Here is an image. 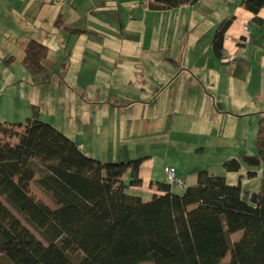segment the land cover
Masks as SVG:
<instances>
[{
    "label": "trees",
    "instance_id": "1",
    "mask_svg": "<svg viewBox=\"0 0 264 264\" xmlns=\"http://www.w3.org/2000/svg\"><path fill=\"white\" fill-rule=\"evenodd\" d=\"M154 1L152 8H173L196 0ZM241 3L254 13L264 6V0ZM230 20L221 19L212 36L218 57ZM47 49L27 40L22 63L31 74L45 70ZM6 124L22 126L0 121V264H264V112L257 117L256 152L244 155L248 165L261 168L259 188L249 199L242 196L239 176L232 184L205 168L180 192L157 182L162 192L143 199L125 190L140 183V158L98 159L38 118H28L22 131ZM222 165L237 171L241 163L231 157ZM31 180L50 195L54 208L29 193ZM12 209L26 215L40 239L3 221Z\"/></svg>",
    "mask_w": 264,
    "mask_h": 264
},
{
    "label": "crops",
    "instance_id": "2",
    "mask_svg": "<svg viewBox=\"0 0 264 264\" xmlns=\"http://www.w3.org/2000/svg\"><path fill=\"white\" fill-rule=\"evenodd\" d=\"M153 2L155 1L141 0L138 4L144 12L160 18V27L163 30L161 35H156L160 38V45L157 43L156 36L148 35L141 38L139 43L144 47L137 51L122 48L108 50L114 63L111 70H106L109 76L107 80L103 79V92H99V84L96 85L94 79H92L93 88L85 86L77 89L72 86L75 89L74 101L77 105L75 118L69 113L63 119L61 129L56 126L72 138L82 151L98 159L116 160L102 158L107 157V153H116L118 142L114 143L115 136L128 133L131 128H135V131L147 132L146 129L151 122L154 121L155 124L162 122L164 125V118L169 115L170 125L191 120L200 126V132H202L209 120L217 116L219 111L229 109V105L235 107L234 113L237 115L247 109L248 111L258 109L259 113L264 112V6L254 13L245 8L241 0H196L194 3L173 8H152L149 4ZM29 6V0H0V13L2 9H7L9 11L7 16L14 17L18 21L19 8L26 9ZM254 17L259 20L255 21ZM223 18L231 20L223 34L222 55L218 57L213 52L211 40L219 21ZM104 19L106 21L95 18L92 22H86V27L90 30H98L96 33L108 41H117V34L114 32L115 27H120L119 18ZM166 19L168 20L163 24L162 21ZM244 20L248 22L249 29L247 39L241 41ZM41 22L42 20L39 25ZM144 23L146 24V21ZM172 23H174L173 29L180 24L184 27L182 30L184 38L181 40L182 46L179 49H172L171 45H163L164 26ZM15 25L17 26V23L9 24V20L0 18V26L6 28L0 32V121L5 123L11 122L8 116L17 115L20 109L15 108L16 103L13 99L8 110L13 113H8L2 108L3 105L10 103L3 100V91L19 84L20 80L32 81V77L18 79L13 75L9 70L10 68L14 70L11 62L19 57V62L22 63L24 47L30 38L45 43L48 52L51 45L47 40L40 38V32L31 29L32 24L26 23L21 30L15 28ZM47 29H49L47 33H53L55 45H60L59 37L65 38L70 35L66 30L61 31L51 25ZM105 30L109 31V34H105ZM55 34L57 36H54ZM13 43L16 46L10 47ZM201 52L207 57L205 65L199 62L198 57ZM43 63L45 65L44 60ZM19 66L15 72H22L20 75H25V69ZM48 71L56 72L52 68ZM59 73L62 76L57 79L66 82L67 71L65 74L60 71ZM233 74H238L237 80ZM236 82L243 88L242 94L238 96L234 93ZM47 83H50V80ZM78 85L83 87L82 83ZM228 89H231V95L228 94ZM21 115L27 119L34 117L31 111L23 112ZM52 123L55 125V122ZM163 144L166 150L168 144ZM200 147L203 149L205 146ZM157 153H160V149ZM157 153L138 152L126 158H119V160L140 158L138 167L140 183L128 185L126 192L137 194L143 199H149L153 193H161L162 190L156 183L166 182L165 165H173L176 174L185 179V185L196 182L197 171L201 168L196 172L191 169L188 173L176 164L166 162V157L162 160L153 156ZM223 174L226 181L232 184L237 182L238 176L240 177L242 196L245 199H249L250 194L258 190V188L255 190V186L252 188L251 183L261 179L259 167L251 169L241 164L237 171L223 169ZM121 178L124 182L128 181L129 169L122 174ZM183 187L170 188L180 192ZM240 234V230L232 232L231 240L237 239Z\"/></svg>",
    "mask_w": 264,
    "mask_h": 264
},
{
    "label": "rangeland",
    "instance_id": "3",
    "mask_svg": "<svg viewBox=\"0 0 264 264\" xmlns=\"http://www.w3.org/2000/svg\"><path fill=\"white\" fill-rule=\"evenodd\" d=\"M140 1L45 0L43 2L41 0H29L30 6L28 8H19L18 21L14 17L7 16L9 12L7 9H2L0 13L1 19L9 20V24L17 23L15 28L20 30L26 23H30L32 24L31 29L40 32V38L47 40L51 44L49 52L47 49L48 58L46 59L45 57L46 60L44 59L45 70L43 72L31 74L24 64L19 62V57L11 62L14 70L13 68L9 70L13 75L17 76L18 79L32 77L31 79L34 82L28 79H25L26 81L24 82L20 80L19 84L8 87V89L3 91V100H7L10 103L3 105L2 108L7 110L8 113H13L8 111L13 99L14 103H16L15 108L20 109V113L8 116V119L12 123H22V126L6 124L4 127L12 131H22L23 125L27 122V117L25 118L21 114L31 111L33 118L49 122L52 125V122H55L54 126L61 129L63 119L69 113L75 118L77 105L76 101H74L75 89L72 86L77 89L85 86L93 88L92 79H94L96 81L95 84H99V92L102 93V87H104L103 79L106 78L105 80H107L109 76L106 70H111L114 63L109 56L110 54H108V50H119L122 48L137 51L144 47L139 43L143 36H156L162 33L163 28L160 27V18L155 17L154 14L144 12L139 5ZM125 13H130V15H125ZM107 17L119 18L120 27H115L116 31L114 32L117 34V41H108V39L96 33L98 30H90V28L86 27V22H92L95 18L106 21L104 18ZM41 20V25H39ZM167 20L161 21L165 24ZM144 21H146V24ZM173 24L164 26L163 45H171L172 49H179L182 46L181 40L184 38L182 35L184 27L180 24L173 29ZM50 25L59 28L61 31L66 30L70 35L65 38L63 36L59 37L58 42H60V45H55L56 40L53 38V33H47L49 30L47 27H50ZM3 29L6 28L0 26V32ZM104 33L109 34V31L105 30ZM54 36H57V34ZM156 39L160 45L159 36H156ZM13 46L16 45L14 43L10 45V47ZM64 49L66 50L63 51ZM13 53L16 54V52ZM198 58L200 64H206L207 57L205 53L201 52ZM128 60L132 61L133 59ZM18 65L25 69V75H20L22 72H15ZM62 65H65V67H61ZM47 68H52L56 72H50ZM59 71L62 74L67 71L66 82L57 79L62 76ZM233 75L237 80L238 74ZM83 78L84 81H82ZM47 79L50 80V83H47ZM29 83L32 84L30 85ZM81 83L83 87L78 85ZM242 91L243 88L236 82L234 93L238 96L242 94ZM228 94L231 95V89H228ZM234 108V106L229 105V109L219 111L217 116L209 120L202 132H200V126L191 120L183 123L175 122L170 125V115L164 118V125L162 122L158 124H155L154 121L151 122L146 129L147 132L144 130L135 131V128H131L128 133L125 132L123 135L120 134L118 137L115 136L113 138L114 143L118 142L116 143V153H107V157L102 158L119 160V158H126V156L134 155L138 152L154 151L157 153L160 149V153L153 156H157L162 160L166 157V162L174 163L181 170L188 173L191 172V169L196 172L197 169L202 167L208 168L207 170L212 172L223 173L222 164L231 157L239 159L243 166L256 169L257 167L248 165L245 162L244 155L256 152L254 137L257 128V112L259 110L248 111L247 109L237 115V113H234ZM3 138L8 139L12 143L17 140L16 136L9 138L4 136ZM163 143L168 144L166 150H164ZM201 145L205 147L202 149ZM37 175L36 173L35 177ZM259 184L260 179L251 183L252 188L255 186V190L259 188ZM28 191L35 199L42 201L50 208H54L50 195L41 190L35 180L29 182ZM2 219L8 225L17 223L19 228L26 227L37 238H41L39 232L21 211L12 209ZM228 257L229 252L226 253L224 260H228ZM139 264L153 263L142 261Z\"/></svg>",
    "mask_w": 264,
    "mask_h": 264
},
{
    "label": "built area",
    "instance_id": "4",
    "mask_svg": "<svg viewBox=\"0 0 264 264\" xmlns=\"http://www.w3.org/2000/svg\"><path fill=\"white\" fill-rule=\"evenodd\" d=\"M242 27H243V32L240 36V40L245 41L247 39V34L249 29L248 22L246 20L243 21ZM164 173H165L166 182L170 185V187L172 186L183 187L185 185V179L179 177L176 174V170L174 166L165 165Z\"/></svg>",
    "mask_w": 264,
    "mask_h": 264
}]
</instances>
